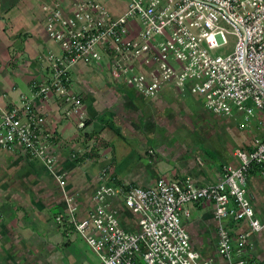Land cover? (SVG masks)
Segmentation results:
<instances>
[{"label":"built area","instance_id":"built-area-1","mask_svg":"<svg viewBox=\"0 0 264 264\" xmlns=\"http://www.w3.org/2000/svg\"><path fill=\"white\" fill-rule=\"evenodd\" d=\"M44 10L46 30L61 52L41 55L46 75L32 96L13 105L0 102V148L20 146L29 158L44 162L62 188L65 174L54 170L57 157L49 152L55 122L71 121L80 131L72 159L107 158L99 137L86 131V103L73 89V71L79 67L107 68L114 82L149 97L169 85L200 95L214 113H241V126H250L257 110H264V0H128L118 16L98 0H50ZM228 35L236 42L225 52ZM258 122L264 126L263 119ZM235 155L238 164H224L220 178L207 185L160 175L151 185L122 190L110 179L108 163L99 171L88 214L78 217L74 198L65 191L67 212L56 220L86 240L99 264H209L182 223L187 205L209 200L219 253L227 264H248L250 234L264 228L248 196L250 171L264 172V136L252 150L237 149ZM119 196L137 216L136 231L121 224L114 203ZM227 220H247L250 230L235 237Z\"/></svg>","mask_w":264,"mask_h":264},{"label":"crops","instance_id":"crops-1","mask_svg":"<svg viewBox=\"0 0 264 264\" xmlns=\"http://www.w3.org/2000/svg\"><path fill=\"white\" fill-rule=\"evenodd\" d=\"M48 3L50 0H0L3 104H17L32 96L35 85L46 75L41 55L61 52L46 30L44 6ZM126 4L107 8L118 16ZM73 89L86 103V131L99 137L107 158L72 159L70 149L78 142L80 131L68 120L55 122L56 139L49 147L50 154L57 157L54 170L65 174L64 188L44 162L29 158L20 146L0 148V264H99V255L86 240L71 225L57 222L56 216L67 212L65 191L74 198L78 217L88 214L100 183L99 171L108 163L110 179L122 190L130 185H151L160 175L171 180L190 177L197 185H207L220 178L224 164H238L237 149L252 150L256 139L264 136V126L258 122L264 120V110H257L250 126H241V113H214L200 95L182 93L169 85L153 97L145 96L114 82L107 68L74 70ZM248 196L256 217L264 221V172L258 167L249 173ZM114 203L122 226L136 231L137 216L120 196ZM186 208L189 215L182 216V223L201 259L227 264L218 251L214 202L202 200ZM226 223L235 237L250 230L247 220ZM249 251L248 264H264V228L251 232Z\"/></svg>","mask_w":264,"mask_h":264},{"label":"rangeland","instance_id":"rangeland-1","mask_svg":"<svg viewBox=\"0 0 264 264\" xmlns=\"http://www.w3.org/2000/svg\"><path fill=\"white\" fill-rule=\"evenodd\" d=\"M101 3H103L106 7H109V9H113V7H117V6H123L124 3H128V0H100ZM127 5V4H126ZM228 40H229V44L226 47V51L225 52H230L233 47L234 44L236 42V36L234 35H228ZM222 52L221 50H216V54L219 53H225Z\"/></svg>","mask_w":264,"mask_h":264}]
</instances>
